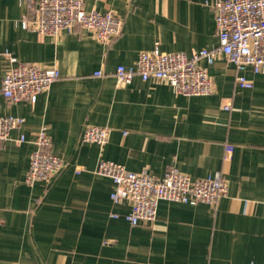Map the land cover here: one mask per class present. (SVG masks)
Listing matches in <instances>:
<instances>
[{
    "label": "crops",
    "instance_id": "0c3cea01",
    "mask_svg": "<svg viewBox=\"0 0 264 264\" xmlns=\"http://www.w3.org/2000/svg\"><path fill=\"white\" fill-rule=\"evenodd\" d=\"M33 1L0 0V87L7 53L56 65L60 77L35 102L0 97V115L25 119L0 140V264H264V73L240 72L225 56L203 60L215 83L207 95L116 77L118 65L135 67L157 43L189 55L217 46V0H84L87 10L123 18L109 44L81 25L56 36L26 30ZM239 74L253 86H240ZM89 125L109 126L108 142L82 141ZM42 128L66 165L30 186ZM101 159L158 178L173 167L192 179L220 171L228 193L216 204L160 200L155 222L133 226L130 201L113 202L112 178L95 171Z\"/></svg>",
    "mask_w": 264,
    "mask_h": 264
},
{
    "label": "built area",
    "instance_id": "2783aa9c",
    "mask_svg": "<svg viewBox=\"0 0 264 264\" xmlns=\"http://www.w3.org/2000/svg\"><path fill=\"white\" fill-rule=\"evenodd\" d=\"M215 10L219 36L217 46L202 48L189 55L186 52L162 51L157 43L154 49L140 53L135 67L118 65V82L131 83L138 74L144 80L163 79L179 94H211L215 88L214 79L202 61L213 64L221 56L235 64L240 72L251 68L255 73H264V0H217ZM123 24V18L113 11L87 10L84 0H36L30 3V11L22 20L26 30L53 36L81 25L105 44L121 34ZM7 56L11 66L3 78L0 97L12 102H35L38 95L48 91L60 77V69L56 65L41 66L23 62L9 53ZM96 74L103 75V72L100 70ZM236 80L242 87L253 86L242 74ZM222 107L229 110L231 104L226 101ZM24 120L21 116L0 115V140L8 139L11 131ZM111 131L109 126L89 125L82 134V141L104 145ZM24 139L22 134L20 140ZM227 150L231 152L232 146ZM65 165V160L52 151L51 137L42 128L36 134L25 183L33 186L38 181L47 182ZM95 171L112 178L113 202L130 201L131 209L126 218L133 226L155 222L160 200L216 204L229 189L228 181L220 171L213 176L192 179L173 167L158 178L147 169L134 172L108 159L99 160Z\"/></svg>",
    "mask_w": 264,
    "mask_h": 264
}]
</instances>
